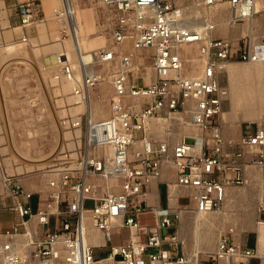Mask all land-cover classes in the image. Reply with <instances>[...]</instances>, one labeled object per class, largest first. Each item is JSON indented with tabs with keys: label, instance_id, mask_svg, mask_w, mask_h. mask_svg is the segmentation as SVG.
<instances>
[{
	"label": "built area",
	"instance_id": "2783aa9c",
	"mask_svg": "<svg viewBox=\"0 0 264 264\" xmlns=\"http://www.w3.org/2000/svg\"><path fill=\"white\" fill-rule=\"evenodd\" d=\"M104 2L116 9L115 40L152 51L150 70L139 72L140 64L129 50L118 53L114 47H104L96 53L93 66L119 61L111 70V112L98 118L84 111L65 121L84 131L83 144L62 152L60 165L48 180L52 190L45 197L39 194L36 206L35 192L0 162L11 208L20 217L14 229L4 233L7 238H0V264H189L179 232L188 205L148 204L149 184L159 180L165 168H172L175 180L167 182L168 201L186 198L193 211L207 213L224 205L230 188L246 183L249 166L264 165V124L246 123L241 137L234 140L225 138L220 120L228 95L221 76L232 61L264 62V39L250 33L236 40L215 37L218 23L209 14H201L202 24L195 26L185 17L188 7L173 0ZM256 2L193 0L200 8L227 3L230 26L255 16ZM38 11L36 0L19 3L24 28L36 22ZM54 14L64 21L63 38L71 36L65 5L55 8ZM27 40L24 33L22 41ZM187 44L199 46L195 75H187V60L181 53ZM54 68L56 79L69 80L82 69L61 53ZM105 76L97 68L86 70L72 91L89 96ZM2 98L0 89V123ZM157 120L174 121L171 129L177 123L196 131L177 140L172 132L156 138ZM178 189L186 192L178 194ZM32 219L44 226L40 237L34 236ZM91 228L102 233L103 244L89 241ZM123 229L129 230L128 236L115 243V235H122ZM234 232V227L228 228L217 248L198 264H244L258 257L257 247L239 245ZM99 247L106 251L99 254Z\"/></svg>",
	"mask_w": 264,
	"mask_h": 264
},
{
	"label": "rangeland",
	"instance_id": "374dc122",
	"mask_svg": "<svg viewBox=\"0 0 264 264\" xmlns=\"http://www.w3.org/2000/svg\"><path fill=\"white\" fill-rule=\"evenodd\" d=\"M38 1L41 2L42 0ZM79 1L83 11L81 18L83 37L88 40L91 36H100V38L105 40L107 45L105 47L115 48L118 46V48H115L118 53L124 51V47H120L122 44H119L113 35L116 23V9L113 6L107 5L104 0ZM173 1L188 7L195 6L193 0ZM61 3V0H58L52 4L51 10L50 12L47 11L44 20H39L29 29L28 33L26 32L28 40L22 41L23 27L19 26V22L10 24L7 20V17L10 16L7 0H0V32L7 30H11L12 32L11 37L6 38L0 36V89L2 91L4 112V118L0 123V160L3 161L7 172L17 175L26 188L28 183L40 186L45 180H49L52 175V171L49 172V170H54L60 165L59 161L62 152L64 150L78 149L79 145L83 144L84 131L80 137L75 136L71 139L68 137L67 132L70 131L72 134L76 135V128L70 127L65 121L75 118L77 116L76 114H82L85 109H73V107L78 104L69 100V97L74 94L72 89L65 90L62 78L56 79L54 76L55 68L53 63L55 60H52L54 58L53 44L64 39L61 33L64 21L60 20L54 14V9L61 7ZM215 7H220V13L216 12V15L210 10ZM211 8L204 9L197 7L199 12H194L191 16L199 15L197 17L199 18L200 15L204 13L214 16L218 23L225 18L229 20V8L227 3L218 4ZM207 10H209V12ZM255 16L258 19H263L262 22H264V10L258 12ZM244 22L237 24L238 29L242 28ZM262 25L263 23L255 26V33L257 34H254V36L258 37V39H264V29H261ZM40 29L42 31H40ZM70 37L69 35L67 38ZM18 41L21 43H17L14 49H8V43ZM28 45L33 46L29 47ZM47 46L51 48H46ZM102 48H104V46L95 48L93 50L94 56ZM194 48H196V46ZM127 49L133 51L130 46H127ZM133 53L135 56L137 55L135 51H133ZM148 54L147 52L145 53V51L140 52L139 56L142 57V59L138 60L140 64L139 72L150 70L151 58ZM237 62L248 63L242 61ZM118 66V59L112 63L94 64V68L102 71L104 75H106L107 70L118 68ZM190 67L191 66H188V68ZM227 71L226 69V72L221 76L222 82L228 89L223 112H232L236 88L234 92L229 90L230 78ZM104 81L103 79L92 91L97 99H103L105 103L107 102V106L111 112L110 96L113 90L111 87L108 95L104 96L102 92V83ZM254 86L262 88L264 86V77L257 78L250 74L242 75L241 81L239 82V95L248 92V90ZM224 117L221 116L220 119L223 127ZM160 122L164 127V133L161 135L156 133L158 136H165L168 132H172L174 134L173 139L177 140L185 133H191L190 128L183 124L175 123V127L171 129L169 125L174 123L172 120H162ZM248 122L264 124V116L261 121L256 119L253 121H243L241 127H245V124ZM180 125H183L181 126V128H183L182 130L180 129ZM169 128L171 130H169ZM251 170H253V172L249 173ZM246 178V183L230 188L236 191H246V199L229 206L230 196H228L227 202L215 213L220 217L217 221V226L214 228L216 233L215 246H217L220 236L232 225L229 214L235 212L241 217L245 214L246 216L249 215L245 217V222L241 220L243 227L240 233H238V231L234 232L235 241L237 237H239L243 240H247L250 247H256L255 243L258 238V250L261 247L259 245L260 234L256 226L258 219L264 220V191L262 190V188H264V165L249 166L246 171ZM162 190L166 194L165 185L162 186ZM183 202L187 203L189 211L192 210L193 204L191 202L187 200ZM188 212L184 214L185 218L182 217V221L180 222L181 227L179 226L186 255L188 253L192 254L196 247V242L191 241L190 238L192 229H190V227H185L186 216L192 214L191 212L188 214ZM127 236L128 231L124 230L122 235H116L114 237V241L115 243H119ZM201 246L202 251L200 252L199 263L208 256L211 250H214V248H207L204 244ZM97 251L99 254L102 252L104 253L106 248L97 249ZM259 255L264 257V253H262L261 250H259ZM189 264L193 263L190 262Z\"/></svg>",
	"mask_w": 264,
	"mask_h": 264
},
{
	"label": "bare ground",
	"instance_id": "6f19581e",
	"mask_svg": "<svg viewBox=\"0 0 264 264\" xmlns=\"http://www.w3.org/2000/svg\"><path fill=\"white\" fill-rule=\"evenodd\" d=\"M57 1L58 0H45V3L46 4L50 3L52 5ZM61 2L62 3L60 5L62 7L65 5L66 10H67V16L65 17V19H67V21L69 22V24L71 26V37L67 38V39H63L62 41L53 44L54 58L52 60H55L53 63V64H55L56 60H57V54L61 53L66 57L67 60L81 65L82 69H78L76 71L75 78L73 80H69V79L62 77V83H63L64 89L70 90V89H73V87L76 84H81V81L83 79V74H84V72H86V70L91 72L94 69V66L92 64L93 59H94L93 50L95 48H98V46H104L105 47L107 45L105 43V40L103 38H100V36H91L90 38H88V40H86L83 37V34H82L83 30L81 28V26H82L81 18L83 15L82 14L83 11H82L81 4H80L79 0H61ZM204 9H206V8H204ZM210 10L212 11L213 14H215L216 12L220 13V7L211 8ZM262 10H264V0H257V2H256L257 13L261 12ZM207 11L209 12V10H207ZM194 12L195 13L199 12V9H197V7H195V6H191V7L186 8L185 17L187 19L189 18L190 22H193V25L200 26L202 24V19L200 17H199L200 19L197 18L199 15L198 16L197 15L191 16V14H193ZM228 14H229V12H228ZM262 21H263V19H258L256 16H253L250 19L245 20V22L242 24V32L243 33H250V34L252 33V35L257 34V33H255L256 32L255 26L263 23L261 29H264V22H262ZM184 22L188 23L187 20H185ZM218 24H219V28L221 29V31L223 33H227L230 31V28H229L230 25H229L228 18L221 20ZM39 27H40V25H39ZM16 28H20V27H16ZM40 31H42V30L40 29ZM11 35H12L11 30L0 32L1 37L4 36L7 38V37H11ZM17 43L19 44L21 42L18 41V42L8 43L7 44L8 49H10V50L14 49L15 46L17 45ZM125 44L120 45V47L121 46L125 47ZM33 45H31V46H33ZM31 46H29V47H31ZM49 47L50 46H47L46 48H49ZM130 47L133 49V51H135L137 53L135 58H137L138 60H141L142 57H140L139 55H140V52L142 49H135V48H133V46H130ZM193 47H194V44H187V45H184V47H183V52L185 53L187 65L191 66L190 68H188V66H187V75H195L198 71V67H199V63H200L199 58L197 56L198 47H197V45H196V48H193ZM35 48L38 49L37 47H35ZM115 48H118V46H116ZM197 62H198V65H197ZM226 69L228 70L227 72H228L229 78H230L229 90L231 92H234L235 88H236V90H235V95H234V99H233V111L232 112H223L222 117L225 116L224 117L225 120L223 122L225 130H229L228 133H230L231 136H233V134H235L237 132V129L240 130L243 121H246V120L253 121L255 119L261 121V119L264 116V86L262 88L259 86L258 87L254 86L253 88L248 90V92H245V93H242L241 95H239V90H240L239 89V82L241 81V76L250 74V75L256 76L257 78H263L264 77V62L239 63L237 61H232L227 65ZM111 72H112L111 70H107L106 76L104 78L105 81L102 83V90H103L102 92L104 93V96L108 95V93L112 87ZM148 80L149 79H147V81ZM57 90H58V88H57ZM69 100L73 101V103H75V104H78V105L74 106L73 109H75V110H81V109L84 110L85 109V111H89L92 114V116H94V117H106L110 114V109L107 106V102L105 103V101H103V99H97L94 96L93 91L91 92V94L89 96L87 95L86 97H84L82 95L78 96V95L73 94L69 97ZM76 115H79V114H76ZM181 126H183V125H180V129L182 130L183 128H181ZM187 127L190 128L189 126H187ZM153 131H154V136L157 138L158 137L164 138L167 136V135L158 136V135H161L162 133H164V127H163V125H161L160 120H157L154 122ZM190 131L192 132V131H196V130L190 128ZM81 133L82 132L80 129H76V135L72 134L70 131L67 132V135H68V137H70L72 139L75 136L80 137ZM12 136H13V134H12ZM228 139H234V138L228 137ZM54 146H56V145H54ZM28 147H30V146H28ZM39 158H41V157H39ZM51 171L52 170H49V172H51ZM252 172H253V170H251L249 173H252ZM1 178H2V170L0 167V179ZM32 185H36V184H32ZM262 190L264 191V188H262ZM228 196H230L229 197L230 202L228 205L231 206L233 203H236L239 201H241V202L244 201L246 199L245 197H247V194H246V191H244V190L236 191V190L229 189ZM172 198H173V196H172ZM174 198H176V196H174ZM227 200H228V197H227ZM189 212H191L192 214L186 216L185 227H190V229H192V235L190 236V238H191V241L196 242V247L194 248V251L192 252V254L188 253L186 256L188 258V261L192 262L193 264H198L200 252L202 251V246H201L202 244H204L207 248H210V249L214 248V250H215L217 248V246H215L216 233H215L214 228L217 226V221L220 217H219V215L215 214V213H217V210H214L212 212H207V213H201V212L193 211V210H190ZM189 212H188V214H189ZM249 214H250V212H249ZM248 216H246V214H245L243 217H241L238 214H236L235 212L230 213L229 218L231 219L232 225L229 226V228L234 227V231L235 232L238 231V233H240V231L242 230V227H243L241 220H244V222H245V220H246L245 217H248ZM183 218H185V215H183ZM256 229L258 230V232L260 234V244L259 245L261 247L259 250H261V252L264 253V220H261V219L257 220ZM187 231H188V229H187ZM184 236H186V235H184ZM187 236H189V235H187ZM0 238L6 239L7 235H5V234L1 235ZM88 239L93 244H103L105 242L103 239V236H101V234L94 229H91L89 231ZM237 239H239V237H237ZM237 243H239V242L237 241ZM259 250H258V252H259ZM211 251H213V250H211ZM165 264H174V263H165Z\"/></svg>",
	"mask_w": 264,
	"mask_h": 264
},
{
	"label": "crops",
	"instance_id": "0c3cea01",
	"mask_svg": "<svg viewBox=\"0 0 264 264\" xmlns=\"http://www.w3.org/2000/svg\"><path fill=\"white\" fill-rule=\"evenodd\" d=\"M24 1H26V0H7V5L9 6V10H10V16L7 17V20L10 22V24L19 22L20 23L19 26L23 27V25L21 23V18H20L19 12H18V5H19V3L24 2ZM36 1L39 4V11L37 13V20H36V22H38L39 20H44L47 11L50 12L52 6H51L50 3L49 4H45L44 0H42L41 2H39L38 0H36ZM228 15H230V10H229V14ZM211 17L213 18V20H215L218 23L217 19L214 16H211ZM239 23L241 24L242 22H238L237 24H239ZM237 24L234 25V26H229V28L231 27V29L227 33H223L221 31V29L219 28V24H218V28L213 33V35L215 37H221L222 36V37H228V38H231L233 40H236L243 33L242 32V28L238 29ZM33 25L25 27V28L23 27V34L26 33V32L28 33L29 29ZM196 45H197L198 50H199L198 44H194V47ZM127 46H131V45L126 43L125 47L123 49L130 51V49H127ZM144 51H145V53L147 52V54L148 53L150 54L152 52L150 49H142L141 52H144ZM181 53L185 56V53L183 52V47L181 48ZM197 56H198V52H197ZM199 67H200V63H199ZM112 90H113V86H112ZM222 127H223V125H222ZM228 131L229 130H225V127H223V134H224L226 139H228V137H232V138H234V140H238L241 137V135L243 134V132H244V126H242L240 128V130L237 129V132L235 134H233V136H231V134L228 133ZM0 162L2 163V165L4 167L3 161L0 160ZM4 170L7 172L5 167H4ZM9 174H11V173H9ZM93 180H94V178H93ZM172 180H175V171H174V169L165 168L162 177L159 180H155V181H153L152 183L149 184L148 189H147V194L145 196V201L148 204L157 205V206H167L169 203L172 206H177L179 202H183L184 200L185 201L187 200L188 202H190L186 198H182V199H180V201H178L177 199L168 201L167 182H171ZM32 184L33 183H31V184L28 183L27 188L35 192V197H34V200H33V204H34V206H36V203H37V200H38V195L40 194L41 196L45 197L46 195H48V193H50L52 188L49 186L48 180L47 181L45 180L43 182V184H41L40 186L32 185ZM164 185H165V188H166V194L162 190V186H164ZM177 192H178V194H184L186 191L184 189H178ZM12 203H13V200H12V197H11V195L9 193V190L3 184L2 178H1L0 179V219H1L0 220L1 221L0 234H4V233H6L9 230H13L15 225H17V223L20 221V217L18 216L17 212H15L11 208ZM183 203H185V202H183ZM30 227L34 231V236L36 238L40 237L42 235V231L44 229V226L38 224L36 219H32L30 221ZM91 229L96 230L95 228H91ZM23 230H24V228L22 227V231ZM124 230H127L129 232L128 229H123V231ZM96 231L99 232L101 234V236H103L100 231H98V230H96ZM116 235H120V234H116ZM19 237L20 238H24V235H20ZM103 239H104V237H103ZM237 241L239 242L238 244L241 245V246H249L247 240H243V239L239 238V239L236 240V242ZM255 244H256V247L258 249V238H257V241H256ZM98 245H101V244H98ZM96 249H104V248H100L99 247V248H96ZM244 264H264V257L259 255L258 257H255V258L247 260Z\"/></svg>",
	"mask_w": 264,
	"mask_h": 264
}]
</instances>
